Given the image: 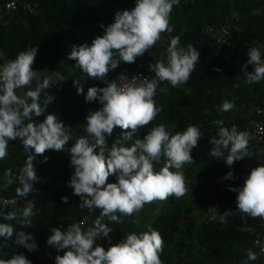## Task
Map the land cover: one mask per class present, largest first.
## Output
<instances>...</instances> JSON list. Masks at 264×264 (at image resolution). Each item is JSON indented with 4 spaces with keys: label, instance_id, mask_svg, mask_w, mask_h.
<instances>
[{
    "label": "clouds",
    "instance_id": "1",
    "mask_svg": "<svg viewBox=\"0 0 264 264\" xmlns=\"http://www.w3.org/2000/svg\"><path fill=\"white\" fill-rule=\"evenodd\" d=\"M179 4L180 0H135L132 9L116 11L114 22L107 26L101 24L103 34L96 36L90 45L72 46L67 58L74 60L76 68L87 78L101 81L105 86L88 88L85 102L98 101L102 107L89 112L85 118V134L76 137L70 147L71 128L55 114L45 115L46 107L55 99L54 95L47 94V90L65 77L59 72L33 69L37 47H28L18 52L14 59L0 64V161L9 156L10 141L20 140L26 154L19 175L13 177L11 169L5 170V183L12 185L18 181L16 196L27 197L40 180L35 166L37 156H43L48 150L64 152L67 149L70 167L74 169L68 186L80 198L79 208H87L90 212L100 210L86 230L78 224H72L66 230L63 226L51 229L47 244L57 251L64 250L63 255L55 256V264H163L160 256L164 238L155 228L149 227L139 234L132 232L107 249L96 241L107 238L110 242L113 227L109 225L123 223L124 218L138 214L145 205L166 201L169 197L181 199L188 194L183 169L195 162L191 153L203 136L201 128L192 124L174 133L164 123L149 128L163 111L155 101L161 83L167 82L172 87L186 84L201 56L191 43L182 46L179 35H170L174 32L171 13ZM165 33L169 34L167 48L161 53V59L149 65L154 73L152 78L135 74L123 84L109 80L110 72L122 62L135 63L138 57L153 49ZM262 49L264 45L248 49V59L241 68L246 84L264 81ZM3 59L4 53L0 51V60ZM248 65H252V71L247 70ZM74 86L78 95L84 93L79 80L74 81ZM42 93L45 94L43 105ZM235 107L234 101L225 99L217 106V111L226 113ZM40 116L45 118L37 122L35 118ZM213 123L217 133L209 141L212 157L231 167L235 162L253 156L249 142L254 137L249 131L238 130L236 125L226 127L223 119ZM115 128L122 134L109 148L107 137L112 136ZM141 129H148L147 134L142 139L136 138ZM130 141L131 144L126 143ZM161 161L162 167L157 171L154 165ZM44 162H47L46 156ZM110 176H115L116 182L109 183ZM222 179L234 180L236 177L229 171ZM228 190L237 193L236 208L243 217L264 219V164L252 168L242 186ZM61 200L68 203L67 196H62ZM4 203L7 206L15 204L16 200ZM33 209L34 204L29 202L19 213L18 223L22 229L32 226ZM207 212L211 220L222 224H227V218L233 214L231 209L221 214L216 206H210ZM0 216L4 221L18 219L15 211L0 210ZM240 230L252 229L245 223ZM0 238L5 247L7 241L13 240L28 252L38 250L33 234L15 231L11 223L0 222ZM246 256L242 264L258 258L251 248L246 250ZM0 264L32 262L21 253L0 259Z\"/></svg>",
    "mask_w": 264,
    "mask_h": 264
},
{
    "label": "trees",
    "instance_id": "2",
    "mask_svg": "<svg viewBox=\"0 0 264 264\" xmlns=\"http://www.w3.org/2000/svg\"><path fill=\"white\" fill-rule=\"evenodd\" d=\"M5 2L6 0H0V5ZM38 3L37 13L16 11L4 22H0V51L4 53L0 64L14 59L18 52L28 47H37L33 69L49 73L59 72L65 77L47 90V94L54 95L55 99L46 107L45 115L55 114L70 128L78 125L85 127V118L89 112L102 107L98 101L85 102L87 90L92 86L105 85L101 81L87 78L76 68V62L67 58L68 54L73 45H90L96 36L103 34L100 25L107 26L114 22L116 11L132 9L135 0H38ZM170 23L174 27V32L170 35H179L182 46L191 43L200 51L201 56L186 84L172 87L167 82L161 83L155 101L158 107H163V111L149 128L160 123L168 125L173 133L183 131L192 124L201 128L203 136L191 155L207 179L215 173H234L236 179L227 180L216 190L223 201L217 207L218 211L222 214L231 209L233 214L227 218V224L213 220L199 224L182 215V211L174 206L162 213L155 211L147 214L141 210L134 216L124 218L121 224L109 225L113 227L110 242L107 238H101L96 243L107 249L111 244L119 243L128 234H139L151 227L159 230L164 238V250L160 256L163 264H242L247 259V249L251 248L256 252L254 228L257 222L253 218L243 217L236 208L237 193L228 189L242 186L254 165L240 160L229 167L223 160H217L209 154L212 147L209 141L217 133L214 120L223 119L226 127L236 125L238 130H247L249 108L264 102V81L246 84L241 71L242 65L248 59L249 47L264 45V0H180V4L173 8ZM211 23H221L227 28L236 43L233 52L220 47L205 34L206 26ZM168 37L169 34L165 33L164 38L157 42L153 49L138 57L135 63L122 62L109 73V80L116 81L118 76L125 72L142 73L152 78L154 73L150 71L149 65L161 59V53L168 45ZM227 59L232 61L229 66ZM225 66L227 68H224ZM247 70L252 71V65H248ZM77 80L84 88L83 94H77V88L74 86V81ZM44 99L45 94L42 93L41 100ZM225 99L234 101L235 108L241 109V113L228 118L226 113L218 112L217 106ZM44 118L45 116L37 117V122H42ZM173 125L174 128L171 127ZM147 131L148 129H141L136 138L142 139ZM121 134V130L115 128L112 136L107 137L108 145L111 146ZM74 142L69 141V147ZM249 144L256 145L251 141ZM12 146V158L0 161L1 180H4V172L8 166L25 163L26 154L21 141H12ZM256 146L264 151V145ZM45 156L47 162H44ZM162 164L163 161L155 163V166L160 169ZM35 166L40 180L34 186L40 189V194L33 209L35 214L31 218L32 226L22 229L19 225V213L23 208L15 210L4 205H0V210L15 211L18 219L4 221L0 216V222L13 224L15 231L24 230L33 234L38 250L28 252L25 248L17 246L13 242L15 237L7 241L5 247L3 238H0V259H8L22 253L32 264H55L53 247L47 244L51 235L50 229L60 223L80 219L86 220L87 229L100 214V210L90 212L87 208H79L80 198L75 196L68 186L74 169L70 167V154L67 149L64 152L46 151L43 156H37ZM108 182H116V177L110 176ZM18 186V181H14L0 194L15 196V188ZM62 196H67L68 201L75 200V216L63 208L69 202L63 203ZM245 223L251 231L240 230ZM257 257V260L248 261V264H264L258 255Z\"/></svg>",
    "mask_w": 264,
    "mask_h": 264
},
{
    "label": "built area",
    "instance_id": "3",
    "mask_svg": "<svg viewBox=\"0 0 264 264\" xmlns=\"http://www.w3.org/2000/svg\"><path fill=\"white\" fill-rule=\"evenodd\" d=\"M39 10L38 0H6V2L0 5V22H4L6 18L10 17L16 11L28 12L31 14L37 13ZM205 34L212 38L220 47H225L226 49L233 52L236 49V43L234 39L229 35L227 28L221 23H211L208 24L204 30ZM227 66L231 65V59H227ZM225 66L224 68H227ZM216 70H220V68H215ZM142 74V73H132L125 72L118 76L116 82L118 84H123L130 80L133 75ZM145 76L144 74H142ZM249 122L247 124V131L254 137V139L250 140L256 145H264V102L262 105L252 106L249 108L248 112ZM24 165H10L6 169H11L13 173V177L19 175L20 170ZM34 191L30 193L27 197L21 198L12 196H6L4 194H0V205L5 206V201L10 199H15V204L7 205L11 209H19L24 208L28 205L29 202L35 204L38 200V196L40 194V189L33 185ZM257 222L256 227L254 228V249L257 252V255L262 259L264 263V219L255 218ZM72 224H78L84 230H86L87 222L85 219H80L75 222H65L60 223L53 228H58L63 226V229H67ZM50 229V233H51ZM54 251V260L56 255H63L64 250L57 251L53 247Z\"/></svg>",
    "mask_w": 264,
    "mask_h": 264
},
{
    "label": "crops",
    "instance_id": "4",
    "mask_svg": "<svg viewBox=\"0 0 264 264\" xmlns=\"http://www.w3.org/2000/svg\"><path fill=\"white\" fill-rule=\"evenodd\" d=\"M41 104L43 105V100H41ZM241 113V109H239L238 107L235 108L234 110L230 111V112H226V116L228 118L230 117H234L238 114ZM37 120V117L35 118ZM80 130V131H79ZM84 127L81 125H78L74 128H71V131L73 133V140L75 141V138L80 136V135H84ZM79 133V134H78ZM132 141L127 142V144H131ZM108 147L110 148L111 146L108 145ZM12 141L9 142V156L7 159H11L13 156V151H12ZM249 150L253 153L252 157H245L242 160L248 161L250 163H252L254 165V167H257L261 164H264V151L261 147H258L256 145L253 144H249ZM200 168L197 163H192V164H188L185 165L183 171L186 177V181H187V185H188V194L191 200H194V202H197V204L201 203L203 205V207L205 208H209L210 206H220L222 204V199L220 198V195L217 193V188H219L220 186H223L227 180L222 179V177H224L226 174L220 175V174H212L210 179L205 178V173H203V171L200 168V171H193L191 172L189 170V168ZM193 184V186H192ZM10 187V185H7L5 183L4 180L0 179V193L3 191H6L8 188ZM200 190L206 191V193H208L205 196H196V192H200ZM193 191V192H192ZM68 205H65L63 208L69 210V212L72 214V216H75L76 214V204H75V200L70 199L68 201ZM190 206V205H189ZM149 208H147V206L144 207V212L147 213V210ZM182 211V210H181ZM187 211V209H186ZM182 213V212H181ZM190 213L187 212V214ZM206 215L209 217L208 221H211L210 219V215L209 213L206 211ZM136 220L138 219V217H135ZM206 223V222H205Z\"/></svg>",
    "mask_w": 264,
    "mask_h": 264
},
{
    "label": "rangeland",
    "instance_id": "5",
    "mask_svg": "<svg viewBox=\"0 0 264 264\" xmlns=\"http://www.w3.org/2000/svg\"><path fill=\"white\" fill-rule=\"evenodd\" d=\"M155 169L159 171V169L154 165ZM191 172L194 170L199 172L200 168H189ZM193 186V184H192ZM193 192V191H192ZM191 194V193H188ZM186 195L185 197L181 199H176L175 197H169L166 201H156L151 204H148L147 208H153L152 210L148 209L147 214H152L155 211L158 213H162L164 210H167L170 207H177L180 211L182 210V215L188 216L189 218L193 219L195 222L199 224H203L208 221L209 217L206 215L207 208L203 207L201 203L197 204V202H194V200H191L189 195ZM196 196H205L208 193L206 191L200 190V192L195 193ZM190 205V206H189ZM147 206V205H145ZM144 206V207H145ZM187 209V211H186ZM144 210V208L142 209ZM187 214V212H189Z\"/></svg>",
    "mask_w": 264,
    "mask_h": 264
},
{
    "label": "bare ground",
    "instance_id": "6",
    "mask_svg": "<svg viewBox=\"0 0 264 264\" xmlns=\"http://www.w3.org/2000/svg\"><path fill=\"white\" fill-rule=\"evenodd\" d=\"M80 131V130H79ZM79 134V133H78Z\"/></svg>",
    "mask_w": 264,
    "mask_h": 264
}]
</instances>
